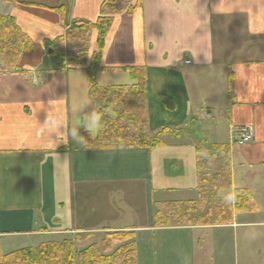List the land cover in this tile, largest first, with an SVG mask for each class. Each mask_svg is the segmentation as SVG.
<instances>
[{
  "label": "crops",
  "instance_id": "obj_1",
  "mask_svg": "<svg viewBox=\"0 0 264 264\" xmlns=\"http://www.w3.org/2000/svg\"><path fill=\"white\" fill-rule=\"evenodd\" d=\"M104 1L0 0V15L12 18L33 45L21 55L17 69H0L3 253L10 248L4 242L16 237L33 243L67 234L92 235L87 243L91 245L121 231L135 234L138 264H264L262 247L255 246L256 231L251 230L264 228V0H143L132 14L115 15L102 52L103 67L111 70L99 73L96 81L101 87L135 85L125 68H146L149 135L166 128L170 132L159 148L111 152L85 150L68 134L74 118L97 111V101L84 68L60 70L47 52L48 43L65 36L73 22L95 21ZM222 2L230 10L217 11ZM96 41L94 33L91 54L98 51ZM120 48L123 53L117 55ZM74 104L79 107L76 113ZM52 115L67 127L50 134L46 124ZM205 122L216 124L212 137L222 143L207 142L197 134ZM246 126L253 129V139L235 143L233 133ZM83 131L81 127L82 137ZM201 143L227 147L230 193L247 190L257 209L238 213L232 224L159 225L158 205L201 197ZM100 157L104 160L94 167ZM141 186L142 201L133 208ZM96 188L107 193L90 200L88 189ZM109 190L118 200L107 197ZM227 193L217 190L219 196ZM121 210H137L139 225L94 230L80 222L81 216L88 222L118 220ZM240 228L248 229L242 235L241 254Z\"/></svg>",
  "mask_w": 264,
  "mask_h": 264
},
{
  "label": "trees",
  "instance_id": "obj_2",
  "mask_svg": "<svg viewBox=\"0 0 264 264\" xmlns=\"http://www.w3.org/2000/svg\"><path fill=\"white\" fill-rule=\"evenodd\" d=\"M16 4L18 0H1ZM143 0H105L99 16L93 22L75 21L67 26L65 36L48 43L52 59L60 70L84 68L88 75L90 94L97 101V111L103 114L102 127L93 137L84 129L83 137L88 146L85 150L110 151L122 149H156L165 145L162 137L169 129L160 130L156 136L149 135L147 69L127 67L137 83L131 86L100 87L98 73L110 71L103 67L106 39L113 23V17L122 13L131 14L141 8ZM97 34L98 51H89L91 38ZM80 50L74 53V49ZM33 45L12 18L0 15V69L4 71L18 68L22 54L31 52ZM208 156L203 155L205 148ZM224 154L223 157L220 155ZM221 159V165L213 176V159ZM207 159L208 163H205ZM230 156L226 146L200 144L197 149L198 184L201 192L199 200L190 203H164L158 205L159 225H222L232 224L233 213L248 209L246 200L253 201L247 190H237L231 194ZM226 190L225 198L217 194L218 189ZM214 191L216 194H214ZM234 197L230 202L228 196ZM244 204V205H243ZM252 209L257 206L251 204ZM200 218V220H199ZM208 223V224H207ZM89 240V236L69 235L63 241L45 242L35 248L20 249L3 253L0 244V264H138L137 244L133 232H113L106 234L101 242L91 243L83 249L76 248ZM90 244V243H89Z\"/></svg>",
  "mask_w": 264,
  "mask_h": 264
},
{
  "label": "rangeland",
  "instance_id": "obj_3",
  "mask_svg": "<svg viewBox=\"0 0 264 264\" xmlns=\"http://www.w3.org/2000/svg\"><path fill=\"white\" fill-rule=\"evenodd\" d=\"M40 4L41 5H46V3H40ZM123 14H127V13L125 12ZM127 15H129V14H127ZM121 33H122L123 36L127 35V25H124L123 26ZM79 50H80V47L75 48L74 49V53L77 52V51H79ZM47 52L49 53V59L53 60L54 63L57 64V61L54 60V59H52V56H51L52 55V51L48 49ZM122 53H123V49L120 48L119 52H117V55H121ZM57 67H58V64H57ZM101 73H103V72H101ZM104 88H107V87H104ZM215 126H216V124L213 123V122H205L202 127L197 128L196 132H197V134L199 136L203 137V139H206L207 142H218V143H222V141L215 140L214 137H212L213 136V130H214ZM220 127H222V128H220V130L224 129V127L221 126V124H220ZM190 128H191V126L189 127V129ZM209 153H210V149L208 147L205 148L204 151H203V155L204 156H208ZM220 156L223 157L224 154H221ZM101 160H104V159L102 157H100L98 162L96 160L95 163H94V167H96L98 164H100L101 163ZM220 160L221 159H219V158L218 159H213V168H212L213 176H215V174L217 173V171L220 168V167H218V166L221 165ZM204 161H205V163H208L207 159H205ZM91 166H92V164H91ZM116 186L119 187V188H128V185L127 184H124V183H117ZM88 190L91 191L90 192L89 199L90 200H95V201H98V198L101 196L100 193H107V190H100L98 188H96V189H88ZM109 191L110 192H108L109 194H108L107 197H110V198H112L114 200H118L117 194H114V195L111 194V191H114V190H109ZM140 191L138 193L137 200H133L132 201L133 202L132 203V207L133 208H138L139 207V205H140V203L142 201V197H143L144 192H145L144 186L143 187L141 186V190ZM221 191L224 192V193H227V191L224 190V189H222V188H221ZM141 193H142V195L139 196V194H141ZM145 197L148 200L150 199V195H145ZM221 198H225V197L222 196ZM251 204H255V206H257V203H256L255 200H253L251 203H250L249 200H246L245 205H248V209L246 210L247 212H248L249 209H252L253 208ZM106 207L107 206L104 204L103 207H102V209L104 210ZM117 207H120V206L118 205ZM109 208H111V207H109ZM142 211H144V213H146V207L145 206L142 207ZM241 212L243 213V210ZM111 214H112L111 211H109V210L106 211V215L107 216H111ZM237 214L238 213L234 212L233 213V216H235ZM99 215L100 216H105V214H103V213H101ZM116 215L119 216V219L118 220H114V221H104V217H103L102 220H99L98 221V220H96L98 218H96L93 222H88L87 220H82L84 218H82V216H81L80 217V222L82 223V225L84 227L89 228V229H94V230H97V229H108V227H123V226H127V225H139V223H138L139 218H138L137 210L131 211L130 214L128 212L125 213L124 210H121L120 212L116 213ZM129 215H130V218H131L130 220L128 219ZM253 217L256 218V219H258L259 215H253ZM261 217H262V221H264V214ZM253 221H255V220L253 219ZM98 227H101V228H98ZM246 230H248V229H246V228L245 229H242V228L239 229V234H240L239 236H241L240 239L238 238V246L240 248V251H239L240 254H241V246H242V244H241L242 235L243 236L245 235V233H243V232H245ZM251 230H255L256 231V234H257V236L255 237V246L256 247L257 246L262 247V249H260V250H262L263 253H264V228H252ZM76 236H77V234H76ZM80 236H82V238L85 237L84 235H80ZM100 236L101 235H98L97 234L96 235V240H98V238ZM91 237H92V235L89 236V240L91 239ZM68 238H69V234H67V235H65L63 237L56 236V237H51V238L50 237L42 238V239H39V240L34 241L33 243H31V242H28V240H29L28 238L16 237V238H13V241H5L4 242V244H7V245L10 246V248H4V253L7 254V253H11V252L17 251V250L21 249L20 247H24V246H29V248H30V246H32V247H38L39 246V243L42 244V243H45V242H51L53 240L54 241H58V240L59 241H63V240H66ZM33 240H35V239H33ZM88 241H85L82 245L77 246L76 248L83 249V248L87 247ZM90 242H91V240H90ZM23 249H25V248H23ZM245 252H247V251H245ZM245 255L247 256L248 253H245ZM241 256L239 258H241Z\"/></svg>",
  "mask_w": 264,
  "mask_h": 264
},
{
  "label": "clouds",
  "instance_id": "obj_4",
  "mask_svg": "<svg viewBox=\"0 0 264 264\" xmlns=\"http://www.w3.org/2000/svg\"><path fill=\"white\" fill-rule=\"evenodd\" d=\"M228 10L230 9L226 8L223 2L217 6V11L224 12ZM78 111L79 107L74 104L73 113H76ZM102 122L103 114L99 111L92 110L85 114L82 119L74 118L71 123L70 133L68 134H70V136L74 138L78 143H81L84 148H87L88 142L84 137L80 136L79 129L83 127L86 131L90 133L91 136L95 137L102 127ZM46 126L48 127V131L50 134L57 133L59 129L67 127L64 120L61 117L55 115H52L49 118ZM228 200L232 202L234 200V197L229 195Z\"/></svg>",
  "mask_w": 264,
  "mask_h": 264
},
{
  "label": "built area",
  "instance_id": "obj_5",
  "mask_svg": "<svg viewBox=\"0 0 264 264\" xmlns=\"http://www.w3.org/2000/svg\"><path fill=\"white\" fill-rule=\"evenodd\" d=\"M188 63L189 62H187V64ZM253 136V129L250 126H246L235 131L232 140L235 141V143L243 145L250 142L253 139Z\"/></svg>",
  "mask_w": 264,
  "mask_h": 264
},
{
  "label": "water",
  "instance_id": "obj_6",
  "mask_svg": "<svg viewBox=\"0 0 264 264\" xmlns=\"http://www.w3.org/2000/svg\"><path fill=\"white\" fill-rule=\"evenodd\" d=\"M164 102L168 103V101L166 99H163ZM170 105H172V103L169 101Z\"/></svg>",
  "mask_w": 264,
  "mask_h": 264
}]
</instances>
